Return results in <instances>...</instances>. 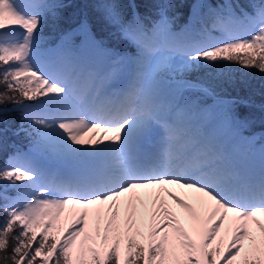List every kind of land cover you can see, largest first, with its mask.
Listing matches in <instances>:
<instances>
[{
  "label": "snow or ice",
  "instance_id": "6c2138e0",
  "mask_svg": "<svg viewBox=\"0 0 264 264\" xmlns=\"http://www.w3.org/2000/svg\"><path fill=\"white\" fill-rule=\"evenodd\" d=\"M57 7L0 0V105H12L0 123L19 112L15 134L28 139L0 162V264H264V150L257 169L220 137L192 133L197 105L181 91H209L186 79L201 68L264 74V2L252 14L209 8L180 31L166 15L149 26L102 5L152 72L101 92L78 89L81 56L44 47ZM79 31L102 47L87 21Z\"/></svg>",
  "mask_w": 264,
  "mask_h": 264
},
{
  "label": "trees",
  "instance_id": "16d2710c",
  "mask_svg": "<svg viewBox=\"0 0 264 264\" xmlns=\"http://www.w3.org/2000/svg\"><path fill=\"white\" fill-rule=\"evenodd\" d=\"M59 5L56 15L48 16L43 28L44 45L56 38L65 37L71 31L80 29L81 23L87 21L89 28L108 46L133 49V45L121 38L116 26L105 19L102 5L116 4L118 11L125 20H130L133 14L142 18L145 24L151 26L159 21L162 15L172 20V27L181 30L182 27L195 22L197 14L207 15L209 8H216L225 3H231L235 11L240 13L243 8L248 13L255 11V6L264 0H49ZM200 7H197V6ZM168 74H162L167 79ZM186 79L203 84L208 92L194 91L199 100L195 111L207 109L214 99L222 101V107L230 110L232 116H237L245 123L237 125L249 133L257 134L264 139V74L256 70H242L238 66L225 68H201L186 75ZM199 105V106H198ZM0 107L12 108L11 104ZM20 113L10 111L7 123H0V129H6L0 138V162L17 146L28 145V139L21 132L16 137L11 131H17L20 126ZM27 125H25L26 127ZM16 146V147H17ZM10 196L14 194L9 191Z\"/></svg>",
  "mask_w": 264,
  "mask_h": 264
},
{
  "label": "rangeland",
  "instance_id": "374dc122",
  "mask_svg": "<svg viewBox=\"0 0 264 264\" xmlns=\"http://www.w3.org/2000/svg\"><path fill=\"white\" fill-rule=\"evenodd\" d=\"M147 64H151L150 62H146ZM151 67V70H152V65L150 66ZM86 68V67H84ZM107 79V75L106 74H102L100 76V78L94 76L90 79V81L94 84V85H97L98 82L101 83L100 87H98L96 89V91L94 92H101L103 91L104 87H103V84L105 82V80ZM82 78L78 77V83L79 81H81ZM219 114L217 115V118H216V121L220 122L221 124V129H230L229 127L226 126L225 124V121H224V117L225 115H230L228 112L226 111H223V110H219ZM219 118H220V121H219ZM202 124H205V122H197L196 118H191V116H188L187 119H186V126L188 127V129L192 132V133H207L208 135L210 134H214L213 136H215V134H220L221 132L219 131H210V130H206V127H201ZM232 128V127H231ZM229 147L230 149L232 150H236L237 152H241V143L239 142V138L236 137L235 138V143H228L224 138H221ZM242 139V142H243V138Z\"/></svg>",
  "mask_w": 264,
  "mask_h": 264
},
{
  "label": "bare ground",
  "instance_id": "6f19581e",
  "mask_svg": "<svg viewBox=\"0 0 264 264\" xmlns=\"http://www.w3.org/2000/svg\"><path fill=\"white\" fill-rule=\"evenodd\" d=\"M215 116H216V113H213V114H211L210 116H208L206 118L209 119L210 122L213 124L212 128H218L219 129V127H221V125H220L221 123L218 124L217 121H215ZM257 158H259V157H257Z\"/></svg>",
  "mask_w": 264,
  "mask_h": 264
}]
</instances>
